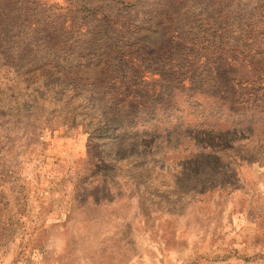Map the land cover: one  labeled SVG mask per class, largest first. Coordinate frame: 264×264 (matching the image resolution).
Masks as SVG:
<instances>
[{
    "label": "rangeland",
    "instance_id": "1",
    "mask_svg": "<svg viewBox=\"0 0 264 264\" xmlns=\"http://www.w3.org/2000/svg\"><path fill=\"white\" fill-rule=\"evenodd\" d=\"M40 1L72 15L65 0ZM127 1L132 13L109 19L123 40L165 12L186 34L194 20L234 30L255 2ZM31 8L0 0V38L33 23ZM151 31L124 114H98L58 87L37 92L0 49V264H264V102L238 98L264 92V54L251 66L229 48L210 53L223 101L198 83L207 52L193 60L190 42ZM169 35L182 52L149 53L168 50Z\"/></svg>",
    "mask_w": 264,
    "mask_h": 264
},
{
    "label": "trees",
    "instance_id": "2",
    "mask_svg": "<svg viewBox=\"0 0 264 264\" xmlns=\"http://www.w3.org/2000/svg\"><path fill=\"white\" fill-rule=\"evenodd\" d=\"M65 2L74 8L68 11L69 15L72 14L70 17L57 13L40 0H28L32 15L34 14L33 23L28 22L27 16L24 17L25 20L22 19L16 26V33L0 38V49L9 52L11 57L14 55L10 64L15 70V78L20 82L38 84L37 92L41 89L42 92L47 86L58 87L57 91L61 93L68 90L73 94L71 99L75 96L80 97V100L82 98L98 114H124L127 106L132 104L130 97L133 80L140 76L144 68L142 56L147 51L144 45L147 36L143 32L146 30H152L156 34L159 30L163 32L162 28L165 27L171 34H176L177 39L190 42L193 60L196 58L197 61L198 56L201 57L199 50L207 52L204 55L209 57L210 53H223L229 48L249 65L252 64V58L264 54V0H255L254 7L250 8L251 20L235 22L234 30H230L231 23L222 24L211 19L194 20L188 23L189 31L186 34L181 32V26L174 24L171 15L168 17L165 12L164 22H153L148 28H143L141 21L132 31H125L129 36L127 40H123V35H115L118 30L109 19L113 16L115 19L119 18L122 12L128 10L132 13L134 4L127 0H112L107 5H92L93 1L84 0ZM98 13L101 18H96ZM68 20L70 24L67 23ZM50 26L57 29L58 35L54 39L46 34ZM181 34L186 37L183 38ZM168 37L171 42L168 50L164 45L158 44L147 46L149 53L156 55L166 51L171 56L174 53L171 50H177L174 46L176 37ZM182 49L184 47L175 52H182ZM208 59L202 65L198 83L200 85L204 80L202 84L207 89L216 90L218 95L215 96L225 101L226 98L220 94L218 87V63L212 61L211 57ZM168 71L166 73L174 79L176 71ZM238 98L263 103L264 92H242L238 94ZM70 105L72 104L65 109L72 111L75 107ZM61 110L62 108L59 109ZM102 121L106 124L118 121L117 125H120L116 117H106Z\"/></svg>",
    "mask_w": 264,
    "mask_h": 264
}]
</instances>
